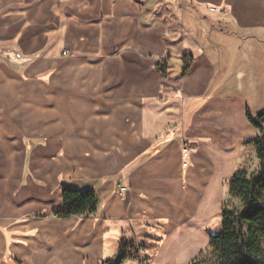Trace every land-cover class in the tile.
Returning a JSON list of instances; mask_svg holds the SVG:
<instances>
[{"label": "crops", "instance_id": "crops-1", "mask_svg": "<svg viewBox=\"0 0 264 264\" xmlns=\"http://www.w3.org/2000/svg\"><path fill=\"white\" fill-rule=\"evenodd\" d=\"M181 10L193 32L199 16L228 31L205 23L197 42ZM8 49L63 71L0 88V264H100L149 225H162L151 264L194 260L254 152L246 113L264 112L248 103L264 88V0H0ZM63 183L93 191L96 212L54 218Z\"/></svg>", "mask_w": 264, "mask_h": 264}, {"label": "trees", "instance_id": "trees-1", "mask_svg": "<svg viewBox=\"0 0 264 264\" xmlns=\"http://www.w3.org/2000/svg\"><path fill=\"white\" fill-rule=\"evenodd\" d=\"M191 56H184V63ZM189 63V62H188ZM158 70L165 75V66ZM188 70L185 67L183 73ZM246 117L258 135L250 141L258 160L257 170L248 175L238 169L228 182L227 197L239 203L237 209H229L226 200L220 211V229L209 235V254L201 252L189 264H264V112ZM62 206L52 216L57 219L93 215L97 198L93 191H78L61 185ZM135 240L122 238L117 254L100 264H124L136 259Z\"/></svg>", "mask_w": 264, "mask_h": 264}, {"label": "rangeland", "instance_id": "rangeland-1", "mask_svg": "<svg viewBox=\"0 0 264 264\" xmlns=\"http://www.w3.org/2000/svg\"><path fill=\"white\" fill-rule=\"evenodd\" d=\"M197 18L198 19L194 21L195 25H197V28H195L193 32V26H189L190 21L186 13V10L184 11L181 10L180 12V21L182 25L184 24L186 29L190 33H192V35L194 33V37H196L197 42H203L201 35H206V36L209 35V31L205 23L211 24L210 26L212 27L215 34L218 32L223 33L224 31L226 32L228 31L226 28H224V26L222 30H219L222 28L221 25H218L210 21L208 22L207 20L204 21L202 20L200 16ZM173 33L174 31H173V28L171 27L168 33V36H169L168 40H170V38L172 37L173 38L176 37L174 36ZM61 55H62L61 56L62 59L68 58L70 56L69 54H66V52L62 53ZM0 66L3 69L2 71L4 73V78H5L4 84L3 86H0V88H4V90L6 91L9 89H13V88L28 89L32 87L30 82H28L29 85H25L23 83H18V82H12L11 77L25 76L30 73H36V78L37 80H39V82H42L43 84H45V82H49L48 84H50L51 81H48L47 78L50 79L54 77V75L56 74L58 75L57 78H60V73L61 71H63L62 65L59 62L48 65L45 68V63L43 62V60L35 61V59H32V58H27V57L25 58L22 56V54H20L18 50H13V49L0 51ZM74 67L75 66H70V65L65 66V69H64L65 73L67 72L72 73L75 70H72L70 68H74ZM67 68L69 69L67 70ZM2 71L0 70V72ZM50 75L51 76L53 75V76L49 77ZM61 83L62 82L60 81V79H57L56 81L52 82V84H55V86L53 87H56V86L60 87ZM34 87H36L38 91L35 94V97L34 96L33 97L34 99L39 100L43 96V89L45 87L44 85L34 86ZM6 99H8V97H6ZM248 103L250 105L249 108L251 109V112L253 113L251 114L253 116H255L259 111H264V88H262V90L259 91V94L255 98L254 97L248 98ZM240 168L245 169L248 175L254 173L257 170L258 160L256 158L255 151L252 152V150H249V152L245 154L244 162L242 163V166ZM226 202L228 203L227 205L229 209H237L239 207V203L236 200H229V198L226 197ZM217 229L219 230L220 227H218L217 223H215V220H214L213 223L211 224L210 230L214 232ZM139 230L141 229L139 228ZM161 233H162V225H149L145 229L141 230V233H138L137 238L135 239V246L137 247L136 259L130 260V261L134 262V264H151V254L153 251V246L158 241V238L161 235ZM202 252H203V255L209 254L210 251L208 249V246Z\"/></svg>", "mask_w": 264, "mask_h": 264}, {"label": "built area", "instance_id": "built-area-1", "mask_svg": "<svg viewBox=\"0 0 264 264\" xmlns=\"http://www.w3.org/2000/svg\"><path fill=\"white\" fill-rule=\"evenodd\" d=\"M126 191L125 187H119V193L122 194Z\"/></svg>", "mask_w": 264, "mask_h": 264}]
</instances>
